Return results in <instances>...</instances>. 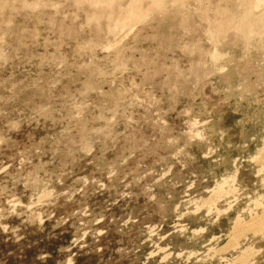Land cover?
Listing matches in <instances>:
<instances>
[{
    "label": "rangeland",
    "instance_id": "rangeland-1",
    "mask_svg": "<svg viewBox=\"0 0 264 264\" xmlns=\"http://www.w3.org/2000/svg\"><path fill=\"white\" fill-rule=\"evenodd\" d=\"M263 212L264 0H0V264H264Z\"/></svg>",
    "mask_w": 264,
    "mask_h": 264
},
{
    "label": "bare ground",
    "instance_id": "bare-ground-1",
    "mask_svg": "<svg viewBox=\"0 0 264 264\" xmlns=\"http://www.w3.org/2000/svg\"><path fill=\"white\" fill-rule=\"evenodd\" d=\"M263 216H264V212H263ZM260 217V216H259ZM262 217V216H261ZM263 220H264V218H263ZM254 226V225H253ZM240 227V226H239ZM247 255H248V251H244L243 252V254H242V257L243 258H246L247 257Z\"/></svg>",
    "mask_w": 264,
    "mask_h": 264
}]
</instances>
